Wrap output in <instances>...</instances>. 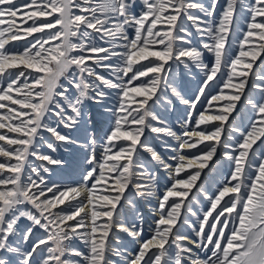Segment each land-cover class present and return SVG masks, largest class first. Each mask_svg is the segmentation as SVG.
I'll list each match as a JSON object with an SVG mask.
<instances>
[{"label": "snow or ice", "instance_id": "snow-or-ice-1", "mask_svg": "<svg viewBox=\"0 0 264 264\" xmlns=\"http://www.w3.org/2000/svg\"><path fill=\"white\" fill-rule=\"evenodd\" d=\"M237 20L245 22L242 32ZM161 23L166 30L157 28ZM0 26V129L18 134H0L7 141L0 144V264H117L113 257L123 264H264V60L257 64L264 0H0ZM181 65L204 71L193 100L177 86L173 69ZM222 69L234 94L212 96L227 101L223 109L195 120L197 128L220 123L178 135L156 105L172 108L170 91L194 109ZM255 89L258 99L248 95ZM242 97L258 119L222 144L224 122ZM146 130L179 141L175 164ZM42 146L82 152L80 181L50 183L51 169L30 157L66 162ZM219 147L232 168L198 215L190 196L207 195L197 181ZM154 164L170 178L161 195ZM102 181L107 194L97 196ZM139 197L157 201L154 209L149 204L157 218L147 239ZM37 227L45 235L29 246ZM119 232L138 245L134 253L120 244Z\"/></svg>", "mask_w": 264, "mask_h": 264}, {"label": "rangeland", "instance_id": "rangeland-1", "mask_svg": "<svg viewBox=\"0 0 264 264\" xmlns=\"http://www.w3.org/2000/svg\"><path fill=\"white\" fill-rule=\"evenodd\" d=\"M26 2V0H21L20 3H24ZM203 3L208 4L209 0H202ZM31 23V21L29 22ZM190 23V22H189ZM7 26V25H6ZM26 26V25H25ZM245 27V22L243 20H237V28L239 29V32H242L244 30ZM158 29L161 30H166L167 29V25L166 24H158L157 25ZM91 31V30H89ZM238 32V34H239ZM129 34L132 35L133 34V30L129 29ZM39 35V34H38ZM253 39H258V38H253ZM18 45H22L19 41L15 42ZM238 43L239 41H237L236 43L233 44V53L238 54ZM160 47V46H158ZM262 60H264V55H262ZM211 60V54H208V56L206 57V62H210ZM98 71H100L101 75H104L106 77H111L108 75H111V73L98 69ZM174 74H175V80L177 83V86L181 87L182 90V95L183 94H188L189 100H193L195 99V97L198 94V88L201 85L203 79H204V72L203 70H199L198 67H195L194 65L191 68H184L182 65L180 67H175L173 69ZM227 72L228 69H222V71L220 73H218V79L216 81H214L209 88L205 89V93L203 96L200 97V99L196 102V107L194 109H191L189 107V105H185V104H180V101L177 100L178 98H174L172 97L171 92L169 91V95H168V99H170L172 101V108H169L167 111H165V109L162 107V105H156V109H157V113L158 114H163L164 116L167 117V122L168 124L172 127V129H176L178 131V135H183V129L185 127H187V129H191L190 126H186L185 121L188 120L189 118V114H191V120L189 122V124H193L195 125V120L198 119L199 115L201 113H203L205 111L206 108H211L212 105L210 101V97L213 94H218L219 93V89L222 88L224 86V83L227 81ZM107 73V74H106ZM131 75V74H129ZM190 76H192L193 78L190 79ZM144 79V78H141ZM125 80H127V78L125 77ZM139 84V82H138ZM248 95L253 96L254 99H258L259 97H257V95L259 96V91H255V92H251L250 94L248 93ZM227 101L224 102V104ZM138 105L132 106V107H137ZM217 106V105H216ZM18 107V106H15ZM163 109V110H162ZM247 112H246V111ZM6 111V109H0V114H3ZM237 116L238 117V121H239V125H241V132H243L245 129H247L250 125L251 119L253 117H257V113L255 111L252 110L251 106L247 104L246 100L244 99V97L241 98L238 106H237ZM239 114V115H238ZM236 118V115L235 117ZM234 118H233V122H234ZM237 121V122H238ZM231 122V124L233 123ZM238 125V124H236ZM125 128H127L128 126L125 125ZM133 128H135V125H132ZM230 125L227 124V129L225 130V134L223 137V141L221 142L222 144L225 143L224 141H226V138L228 136L229 133V129H230ZM62 131H67L65 129H61ZM124 130V129H123ZM7 133L9 136H13L15 137L16 133H8L7 132V128H3L0 129V134H4ZM73 135L75 136H79V133L73 132ZM98 139L100 136L103 135V133H98ZM145 135L149 136L150 142L152 144L153 147H155V149H157L158 152H160V154L162 156H164L166 159H170L173 155H178L180 153V150L178 149V144L179 142H174L173 138H166V137H162L157 136V134L154 133H149L148 130H146ZM44 136L46 138L50 137L51 134L50 133H44ZM240 134L237 133L235 135H232L233 140H229V142H234L235 140L239 139ZM186 138V137H185ZM143 139V137H142ZM225 139V140H224ZM0 144H7V141H0ZM102 144V141H98V145ZM172 144V149L167 151L169 154H171V156H168L166 151L164 149H167L168 145ZM174 148L176 151L174 152ZM67 149V150H66ZM99 147L97 148V154L99 155ZM41 151L42 152H49L50 150L47 151L46 146H42L41 147ZM184 152H186V150H183ZM54 156H58L59 158L65 160V165L64 166H55V165H47L46 162L44 161H40L38 159H36L35 157H30V159L33 161L34 164L36 165H40V164H45L46 166H48L51 171L50 173L46 174V178L47 180L52 183H56L59 185H64V184H69V183H77L80 181L81 179V173L84 169V167H86L87 165L85 164L84 160H83V153L80 152L78 149L75 148V146L71 147V148H67V146H65L64 148L59 149L56 153H50ZM145 157L150 159V156L147 153H144ZM218 159L216 160L215 164H212V169L214 171H207V173L204 175L202 182L200 183V187H203V189L205 191H207V193L210 195H212V193L217 189L218 184L219 183H223L224 178L229 174V172L231 171L232 165L231 162L227 159H225V156L223 155V148L220 147L219 148V153H218ZM3 157H0V160H3ZM171 163L175 164V161L171 160ZM154 167H156L157 173H158V177L159 182H158V195H161L164 190H165V185L169 183V177L167 175V173L164 172L163 168H159L158 166H156L155 164L153 165ZM69 168H73L75 169V171L77 172V175L74 176L72 175V173L70 172ZM212 179L214 180V183H212ZM112 181L110 178H108V184H111ZM102 187L101 188H105L104 192L101 193L99 190L96 189V195L97 196H102L103 194H107V188L104 185V182H101ZM101 185H98L97 188H100ZM196 192V189L194 190L193 193ZM51 195V193H49V196ZM193 199V204H194V209L195 210H199L198 211V215H200L202 213L201 208L202 207H207L208 205V200L205 197L204 194H200L197 197H191ZM150 201L148 198H144V197H139L137 198V202H138V206L140 207L141 211L143 212V227H144V234L142 239H146L148 237H150L151 232L149 230L150 226L154 224V220L157 218L156 216H154L152 214V211L146 206V202ZM199 203H198V202ZM103 202L99 201L97 203V206L99 207L100 204H102ZM157 204V203H156ZM154 205H151V208ZM205 207V208H206ZM193 220H195V217H192ZM26 224L30 223L25 221ZM192 232L189 231L188 234H191ZM45 235L44 231L42 229H39V227H37L36 229H34L33 231V236L29 241V246L31 245L32 240H36L38 238H41ZM118 236H120V244H123L125 246H127L128 248V253L132 254L135 252V250L137 249L138 245L136 243H133L131 241V239L126 236L125 234H123L122 232L117 233ZM119 246V244L117 245ZM43 247V246H41ZM114 260H116V262L118 264H123V261H121L119 258L117 257H113Z\"/></svg>", "mask_w": 264, "mask_h": 264}, {"label": "bare ground", "instance_id": "bare-ground-1", "mask_svg": "<svg viewBox=\"0 0 264 264\" xmlns=\"http://www.w3.org/2000/svg\"><path fill=\"white\" fill-rule=\"evenodd\" d=\"M21 0H19V2H20ZM30 22V21H29ZM3 26H6V25H3ZM3 26H0V27H3ZM34 35H38V33L37 34H34ZM40 35V34H39ZM28 39H31V37H29ZM22 45L25 43V41H19ZM7 47V46H6ZM262 57L263 56H261L260 58H258V60H257V64L260 62V60H262ZM89 63H91V61H89ZM253 69L255 70V65H253ZM199 70H202V69H200L199 68ZM105 72V71H104ZM204 72V71H203ZM107 74V73H106ZM218 75V74H217ZM108 76H111V75H108ZM191 78H193L192 76H190V79ZM219 77L218 76H216L214 79H213V81H211V82H209V87H210V85L214 82V81H216L217 79H218ZM138 82L139 81H133V83H132V85L131 86H137L138 85ZM179 87V86H178ZM208 87V88H209ZM255 91H259V89H255L253 92H255ZM234 92H235V90L234 89H231V88H225L224 86L222 87V88H220L219 89V93L218 94H213L212 96H219V95H224V96H230V95H232V94H234ZM246 92H247V89H246ZM250 94V93H249ZM184 96H185V98H187L188 99V97H189V95L188 94H183ZM211 96V97H212ZM172 97H174L175 98V96L174 95H172ZM210 97V98H211ZM257 97H259L258 95H257ZM132 99V106H135V105H137L134 101L135 100H139L140 98L139 97H135L134 95H133V97L131 98ZM177 100H179V99H177ZM210 101H212L211 102V104L212 105H214V106H212L211 108H206L205 109V111L203 112V114H205L206 116H211V115H216V114H218L222 109H223V106H224V102H225V100H212V99H210ZM240 102V101H239ZM239 102H237V106H238V104H239ZM151 103V102H150ZM180 104H182V103H180ZM217 105V106H216ZM163 110V109H162ZM246 111V110H245ZM237 107H236V109L235 110H233V112H232V114L229 116V118H228V120L226 121V122H224V128H223V132L221 133V142L223 141V137H224V132H225V130L227 129V124L228 125H230L231 127H230V129L228 130L229 131V133H228V136H227V138H226V141H224L225 143H232V142H229V140H233V138H232V135H235V134H237V133H239L240 134V132H237L235 129L237 128V127H239L240 128V131H241V125H239L240 123H239V121H238V117L239 116H237ZM247 112V111H246ZM235 115H236V118H234L235 117ZM239 115V114H238ZM233 118H234V122L232 121L233 120ZM257 119H258V116L256 117ZM238 121V122H237ZM231 122H233L232 124H231ZM218 123H220L219 121H212V122H210L209 124H207V125H200L199 126V128H197L196 127V125H193V124H189V123H187L186 124V126H190V128L191 129H189V131H193V130H195V131H199V130H202V129H207V128H210V127H212V124H218ZM236 124H238V125H236ZM170 126V125H169ZM123 130V129H122ZM174 131H176L177 133H178V131L176 130V129H173ZM155 134V133H154ZM158 136V135H157ZM160 136V135H159ZM161 136L162 137H166V138H170V137H167V136H164L163 134H161ZM193 139H198V138H193ZM174 140V139H173ZM225 140V139H224ZM98 141H100L99 139H98ZM174 142H179V141H176V140H174ZM205 143H208V142H205ZM257 143H259V141L257 142ZM168 148L167 149H164L165 151H166V153H167V155L168 156H171V154H169L167 151H169V150H171L172 149V144H169L168 146H167ZM204 147V145L203 144H200V145H198L197 146V148H203ZM220 148V147H219ZM219 148H218V150H217V153H216V155L212 158V160H210L209 162H208V164H209V167L208 168H205L204 169V171H203V173H202V176H201V180L200 181H197V185L199 186L200 185V183L202 182V179H203V177H204V175L207 173V171H209V170H211V171H214L213 169H212V164H215L216 163V160L218 159V153H219ZM174 149H177V148H174ZM157 150V149H156ZM186 150V152H196L197 151V149H191V150H188V149H185ZM47 151H48V149H47ZM225 159H227L226 157H225ZM169 160V162L171 163V159H168ZM228 160V159H227ZM56 166V165H55ZM69 170H70V172L72 173V175H74V176H76L77 175V172L75 171V169H73V168H69ZM164 170V169H163ZM164 172H165V170H164ZM166 173V172H165ZM168 175V174H167ZM184 175V173H181V176H183ZM212 183H214V180L212 179ZM72 184H74V183H69V184H64V185H72ZM102 187V184H101V186H100V188H97V190H99L101 193H103L104 192V190H105V188H101ZM203 188V187H202ZM196 188L194 187L193 189H192V193L194 192V190H195ZM216 191V190H215ZM206 193H207V191H206ZM201 194H204V192H201ZM103 195H106V194H103ZM157 195H158V193H157ZM205 195V194H204ZM207 196H209V194L207 193V195H205V197L207 198ZM190 198H191V196H190ZM99 201H97V203H98ZM101 202H103V201H101ZM198 202V201H197ZM156 203H157V201L155 200V199H151L150 201H148V202H146V206L149 208V204L150 205H154V206H152V207H154L155 208V206H156ZM199 203V202H198ZM59 207H63L62 205L61 206H58V208ZM206 207V206H205ZM205 207H202L201 208V211H203L204 209H205ZM154 208H152V209H154ZM150 209V208H149ZM58 210V209H57ZM193 210H195L194 208H193ZM123 233V232H122ZM123 234H125L126 236H128L126 233H123ZM192 234V236L194 237V233H191ZM120 237V236H119ZM129 237V236H128ZM130 239H131V237H129ZM149 238V237H148ZM147 239V238H146ZM120 242H121V240H120ZM118 264V263H117Z\"/></svg>", "mask_w": 264, "mask_h": 264}]
</instances>
